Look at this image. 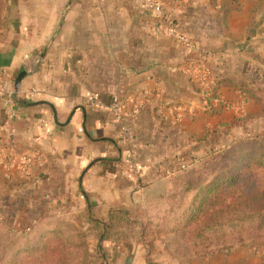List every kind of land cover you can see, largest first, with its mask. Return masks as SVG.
<instances>
[{"label":"crops","instance_id":"1","mask_svg":"<svg viewBox=\"0 0 264 264\" xmlns=\"http://www.w3.org/2000/svg\"><path fill=\"white\" fill-rule=\"evenodd\" d=\"M159 1L191 47L143 0H4L0 71L13 88L26 73L13 115L0 97L1 200L13 198L35 217L75 204L85 211V193L93 215L104 218L109 208L141 203L149 185L249 129L241 117L264 110V88H251V66H264V20L252 25L254 1L243 6L247 14L235 0ZM251 28L258 54L246 48L255 46L245 34ZM209 86L217 96L207 107ZM8 152L15 154L10 163ZM20 155L35 158L30 169ZM99 252L92 264H264V241L189 263L136 241H103Z\"/></svg>","mask_w":264,"mask_h":264},{"label":"trees","instance_id":"2","mask_svg":"<svg viewBox=\"0 0 264 264\" xmlns=\"http://www.w3.org/2000/svg\"><path fill=\"white\" fill-rule=\"evenodd\" d=\"M3 6L4 0H0V19ZM263 81L264 74L257 70L251 88L262 91ZM240 90L244 95L253 94L242 87ZM209 91L208 101L217 96V87L209 86ZM263 142L264 134L257 133L211 148L204 156L180 165L171 176L149 185L145 206L143 202L132 210L112 207L104 218L93 215L83 193L85 214L90 229L95 231L98 249L103 241H136L151 246L149 235L158 226L154 220L159 213L170 216L162 230V241L180 263L219 248L264 241ZM5 212L0 210V232L4 235L35 230L38 224L49 228L34 245L24 246L23 253L11 264H90L88 235L82 227L55 219V212L45 210L35 217L25 214L23 221L15 211H8L9 216ZM48 219L54 220L53 227L46 223Z\"/></svg>","mask_w":264,"mask_h":264},{"label":"rangeland","instance_id":"3","mask_svg":"<svg viewBox=\"0 0 264 264\" xmlns=\"http://www.w3.org/2000/svg\"><path fill=\"white\" fill-rule=\"evenodd\" d=\"M236 1L237 0H235V4L237 7L236 9L242 10L245 14H247L248 8L244 9L243 6L249 0H245L244 2H242L243 4L241 2L236 3ZM250 1H254L252 6H250L249 13H250V16L252 18V25L255 26V25L259 24V23H256L258 17H259V20H264V0H250ZM262 16H263V18H260ZM262 24H264V22ZM254 29L257 30V28H254ZM254 29L251 28L250 30H247L245 34L250 36L251 43H254V45L256 46L254 41H256L258 39H255L254 37H252L254 35V33H253ZM260 39L261 40L263 39V41H264V38H260ZM246 42L247 41H245L244 44ZM260 44H262V41L259 43V45ZM263 44H264V42H263ZM255 46H253L251 44L250 48L247 46H246V48H247V50L250 49L249 52H255V54H258L259 47L258 46L255 47ZM255 48L257 49L256 51H255ZM261 49H263V51H264V47H262ZM254 55L251 56L252 59L255 58ZM261 56H262V54H261ZM255 62L254 63L252 62L253 65L251 66V68L254 69L255 74H256L257 70L259 71L260 74H264V66L262 64H260V62L258 60H256ZM263 85H264V81H263ZM241 120H243L244 127L249 128V129H240V131H242V133L237 132L238 134H236V136L234 138L249 137V135L251 136L252 134L254 135L257 133H263L264 134V110L261 113L253 112V113H249L247 115L244 114L243 117H241ZM263 144H264V142H263ZM143 202H144V206H145L146 202H148V199H146L144 197V199L141 203H137V204L128 206L126 208H129L132 210L134 208H137V205L142 204ZM15 204L16 203L13 200V198H10V197L4 198L0 201V210L1 211L5 210L6 211L5 213L8 216H9L8 211L12 212L13 214L15 211L17 216L22 217V221H23L24 217H26L25 211L27 210V208H25V206H22L23 207V208L21 207L23 210V212H22V211H20V206L19 205L16 206ZM14 205H15V207H13ZM168 206L169 205L167 204V207H166L167 211L169 209ZM16 211H18V213ZM55 214H56L55 217L57 216L55 219H60V220L72 223L76 228L82 227L87 232L88 246H89V250L91 252L90 264H92L93 260L96 257L100 256V252H99V249L97 247V241H96L95 236H94L95 231H92L90 229V225L87 221L85 211L81 210L79 208V206L75 204L74 208L69 209V212H66V211L55 212ZM157 216L158 217L154 221H155V224H157L158 226L153 228V230L151 231L149 238L152 239V243H151V246H147V247L150 249V251H155V250H158L159 248H162L165 253L170 255L169 251L166 250L165 245L162 241V239H163L162 230H164L166 228V225H168L170 216L164 215L162 213L157 214ZM27 217H32V216H27ZM8 221L11 223L12 222L11 218ZM53 221L54 220L48 219L46 221V223H51L50 226L53 227V224H52ZM29 224H33V221L29 220ZM38 226L39 227H37L35 230L30 229V230H24L22 232L11 231V232L5 233V235L1 231L0 232V244H2V247L0 248V261H2L3 264H11L12 260L16 259L17 256H20L23 253L24 246L29 245L28 243H30V245H34L35 242L39 241V239L49 231V228L47 226H44V224H38ZM252 244L255 245V243H252ZM256 245H259V244H256Z\"/></svg>","mask_w":264,"mask_h":264},{"label":"built area","instance_id":"4","mask_svg":"<svg viewBox=\"0 0 264 264\" xmlns=\"http://www.w3.org/2000/svg\"><path fill=\"white\" fill-rule=\"evenodd\" d=\"M143 4L148 11L154 13L157 17H160L165 21L167 25V32L170 35L174 36L179 43H181L186 47L192 46L191 39L188 38L185 34L180 33L175 29V26L170 19V15H168V13L165 12L163 4L159 0H143ZM14 94H15V90L13 88L12 83L8 82L0 71V97L2 98L3 105L6 107V109H8L10 115H13L14 112L13 110ZM209 95H210V91L208 90L202 96L205 102V106L207 107L209 105L206 98ZM112 108L113 110L116 111L120 110V104L118 103V101H114L112 103ZM128 129L129 128L126 127L125 131L128 132ZM14 156L15 154L13 152H8L5 156L6 162L10 163L13 160ZM19 159L21 160L23 169L25 170L30 169L35 160V158L30 155H20ZM181 166L183 167L184 164H181Z\"/></svg>","mask_w":264,"mask_h":264},{"label":"water","instance_id":"5","mask_svg":"<svg viewBox=\"0 0 264 264\" xmlns=\"http://www.w3.org/2000/svg\"><path fill=\"white\" fill-rule=\"evenodd\" d=\"M25 73H26L25 71H20V72L17 74L16 79H15V81H14V89H15V91L18 90V87H19L20 81H21L22 77L25 75ZM30 104H35V102H32V103H30Z\"/></svg>","mask_w":264,"mask_h":264}]
</instances>
